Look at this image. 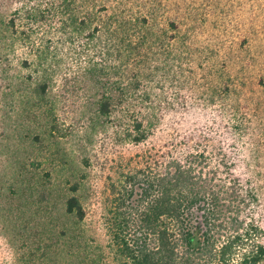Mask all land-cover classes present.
Instances as JSON below:
<instances>
[{"label": "rangeland", "instance_id": "1", "mask_svg": "<svg viewBox=\"0 0 264 264\" xmlns=\"http://www.w3.org/2000/svg\"><path fill=\"white\" fill-rule=\"evenodd\" d=\"M225 1L214 17L217 27L201 41L205 45L221 39L223 54H240L248 84L254 75L255 91L247 96H260L258 104L264 106V90L256 84L264 76V31L247 32V0H228L226 6ZM22 2L0 0V21L8 20ZM47 33V72L41 76L47 84L46 107L65 135L43 133L41 144L31 137L44 129L45 107L37 104L34 68L22 63L32 53L22 49L12 58L5 44L0 45V264H117L109 218L111 185L144 164L163 163L171 154L201 153L220 176L227 181L236 178L245 195L246 190L255 193L243 215L264 230V109L256 106L254 114L256 104L250 103L242 120L246 129L238 132L227 108L240 89L212 103L199 87L207 81L209 87L226 82L234 88V57L223 66L230 74L212 67L194 71L188 60L177 58L169 75L142 86L151 98L141 102L143 90L135 91L126 105H137L144 116L159 117L146 139L136 143L127 136L133 123L124 115L126 107L117 106L110 117L97 110L103 92L113 94L114 103L119 98L116 60H108L99 46L92 47L85 33H71L69 42L57 33L54 22ZM253 54L260 55V61L252 66ZM173 75L178 81L172 82ZM74 183L85 211L82 220L65 212L63 201L74 194L69 189Z\"/></svg>", "mask_w": 264, "mask_h": 264}, {"label": "trees", "instance_id": "2", "mask_svg": "<svg viewBox=\"0 0 264 264\" xmlns=\"http://www.w3.org/2000/svg\"><path fill=\"white\" fill-rule=\"evenodd\" d=\"M247 4V32L263 35L264 0H247ZM223 5L222 0H23L8 20L0 21V45L5 44L12 58L22 49L32 53V58H24L22 63L34 68V92L37 104L45 107V122L44 129L34 132L31 138L41 144L43 133L65 135L51 108L46 107L47 84L41 77L47 72L43 55L51 41L47 30L53 22L57 33L67 41H73L71 33H85L93 41L92 47L99 46L108 60H116L119 98L115 104L113 94L103 92L97 110L99 115L110 117L117 106L126 107L124 115L133 123L132 132L127 134L132 142L144 141L159 117L154 113L152 117L144 116L137 105L127 106L128 98L139 89L143 90L141 102L151 98L142 86L169 75L175 59L181 57L194 71L212 67L219 74L228 72L223 66L227 67L234 57V88L226 82L209 87L207 81L199 87L203 88L204 99L212 103L224 101L240 89L227 109L235 117L234 129H246L242 120L250 103L256 104L251 109L254 114L256 106L264 109L258 104L260 96L254 100L247 96L249 91L253 97L254 75L248 77L249 86L243 58L233 50L223 54L221 39L205 45L201 41L217 27L214 17ZM223 31V35L228 34ZM253 55L252 66L260 61V55ZM171 78L172 82L179 79L175 75ZM256 84L264 90V76ZM220 175L217 167L204 162L201 153L189 152L185 156L171 154L155 166L144 164L113 183L109 218L117 264H264V230L243 215L256 194L246 190L245 195L236 178L227 181ZM69 189L74 194L64 198L65 212L82 220L85 211L75 194L78 184Z\"/></svg>", "mask_w": 264, "mask_h": 264}]
</instances>
